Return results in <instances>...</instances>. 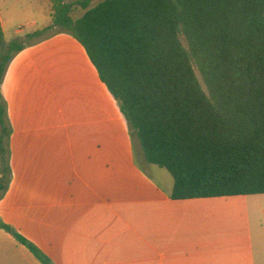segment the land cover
<instances>
[{"label":"crops","instance_id":"1","mask_svg":"<svg viewBox=\"0 0 264 264\" xmlns=\"http://www.w3.org/2000/svg\"><path fill=\"white\" fill-rule=\"evenodd\" d=\"M0 1L5 40L25 44L0 87L12 128L5 222L54 264H264V193L172 198L174 179L138 162L84 45L61 31L29 37L52 23V1ZM0 264L44 263L0 228Z\"/></svg>","mask_w":264,"mask_h":264},{"label":"trees","instance_id":"2","mask_svg":"<svg viewBox=\"0 0 264 264\" xmlns=\"http://www.w3.org/2000/svg\"><path fill=\"white\" fill-rule=\"evenodd\" d=\"M51 1L52 23L29 37L61 31L84 45L145 160L171 173L172 198L264 193V0ZM24 47L0 19V87ZM11 133L0 90V200ZM0 228L54 264L1 217Z\"/></svg>","mask_w":264,"mask_h":264},{"label":"rangeland","instance_id":"3","mask_svg":"<svg viewBox=\"0 0 264 264\" xmlns=\"http://www.w3.org/2000/svg\"><path fill=\"white\" fill-rule=\"evenodd\" d=\"M66 1H73V0H66ZM15 2H17V0H15ZM0 3H1V1H0ZM1 7H2L3 11H5L6 7L3 4H1ZM7 7H9L8 4H7ZM83 12H84V10H82L79 7H76V9L74 10V12L72 14H73L74 17H79V16H81L83 14ZM15 23H17L16 24L17 26L19 25L18 21H16ZM14 29H16V27H13L12 31H14ZM135 154H136V158H137L139 163L143 164L144 166H149L145 162L141 145H140V143L138 142L137 139H136V142H135ZM152 168H156L157 170H161V172H163V174L166 175V179L168 178V180H173L171 173L167 169L160 168L158 166L152 167ZM169 178H171V179H169ZM263 203H264V199H263Z\"/></svg>","mask_w":264,"mask_h":264}]
</instances>
